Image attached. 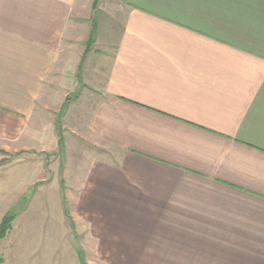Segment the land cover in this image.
I'll return each instance as SVG.
<instances>
[{"label": "crops", "instance_id": "1", "mask_svg": "<svg viewBox=\"0 0 264 264\" xmlns=\"http://www.w3.org/2000/svg\"><path fill=\"white\" fill-rule=\"evenodd\" d=\"M94 2L0 0V151L15 164L56 149L87 21L110 16L102 80L64 115L88 160L62 255L264 264V0Z\"/></svg>", "mask_w": 264, "mask_h": 264}, {"label": "rangeland", "instance_id": "2", "mask_svg": "<svg viewBox=\"0 0 264 264\" xmlns=\"http://www.w3.org/2000/svg\"><path fill=\"white\" fill-rule=\"evenodd\" d=\"M95 18L98 21L95 40L85 49L82 59L83 76L79 77L77 74L79 86L69 92L70 98L75 93L78 95L80 92L92 91L103 77L101 57L105 55V44L109 38L104 28L111 26L110 16L99 14ZM90 20L92 22V16L87 21V38ZM80 46L82 50L84 47L82 44ZM70 109L68 103L62 108L60 106L53 114L57 147L52 153L36 155L20 164L14 163L13 160L17 157L14 153L0 154V168L10 164L5 171H0V220L6 213L15 215L11 230L0 241V264H57L65 258L69 259V264H77L79 261V257L76 260V255L63 256L61 247L62 229L66 230L68 225L72 229L73 225V207L69 200L76 195L75 187L87 172L73 171L82 162V153L88 145L71 132L73 122L64 118L66 113H71ZM59 135L62 142L58 145ZM87 160L86 158L83 162ZM41 162L43 168H40ZM82 258L86 264H103L100 257Z\"/></svg>", "mask_w": 264, "mask_h": 264}, {"label": "trees", "instance_id": "3", "mask_svg": "<svg viewBox=\"0 0 264 264\" xmlns=\"http://www.w3.org/2000/svg\"><path fill=\"white\" fill-rule=\"evenodd\" d=\"M96 3H97V0H95L94 5H96ZM95 32H96V22H94V20H93L92 21V27H91V30H90V32L88 34V38H87V41H86V48H87L89 43H91V42L93 43L94 42V40H95ZM78 74H79V77H80V75H81V69L80 68H79ZM75 96L76 95H74L72 98H74ZM72 98L67 96L65 101H64V103H63V105H62V107L67 105L69 103L70 99H72ZM61 142H62V138H61V135H59L58 145L61 144ZM0 153H3V151H0ZM14 218H15V215L13 213H6L1 218V220H0V241L6 235V233L10 230L11 224H12ZM79 261H80V264H86L84 262L82 256H79Z\"/></svg>", "mask_w": 264, "mask_h": 264}]
</instances>
